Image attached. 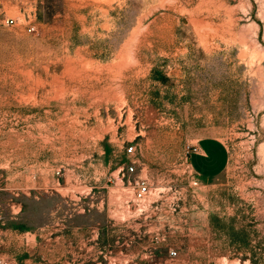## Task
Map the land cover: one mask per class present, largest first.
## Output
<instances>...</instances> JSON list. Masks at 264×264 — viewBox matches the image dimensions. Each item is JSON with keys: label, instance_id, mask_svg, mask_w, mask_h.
Segmentation results:
<instances>
[{"label": "rangeland", "instance_id": "1", "mask_svg": "<svg viewBox=\"0 0 264 264\" xmlns=\"http://www.w3.org/2000/svg\"><path fill=\"white\" fill-rule=\"evenodd\" d=\"M0 258L264 264V0H0Z\"/></svg>", "mask_w": 264, "mask_h": 264}, {"label": "crops", "instance_id": "2", "mask_svg": "<svg viewBox=\"0 0 264 264\" xmlns=\"http://www.w3.org/2000/svg\"><path fill=\"white\" fill-rule=\"evenodd\" d=\"M187 161L199 176L212 177L224 170L228 153L222 141L215 137H208L198 143L196 150L189 151Z\"/></svg>", "mask_w": 264, "mask_h": 264}, {"label": "built area", "instance_id": "3", "mask_svg": "<svg viewBox=\"0 0 264 264\" xmlns=\"http://www.w3.org/2000/svg\"><path fill=\"white\" fill-rule=\"evenodd\" d=\"M6 22L12 23L13 19L8 18V19H6ZM27 29H28V31H34L35 27L33 25H31V26H28ZM196 148H197L196 146H193L192 150H196ZM132 150H133L132 145L128 146L127 151L129 153H131ZM132 171H134V167L131 163L127 168V172L130 173ZM148 190H149L148 184L144 180L140 179V180L136 181V187H135V192H134L135 198H143L146 195V193L148 192ZM170 253L174 254V251H170ZM0 264H6V261L3 258H0Z\"/></svg>", "mask_w": 264, "mask_h": 264}]
</instances>
